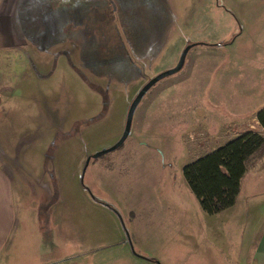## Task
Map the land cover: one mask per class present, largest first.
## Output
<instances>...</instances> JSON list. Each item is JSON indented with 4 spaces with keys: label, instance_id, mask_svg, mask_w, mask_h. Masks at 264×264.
<instances>
[{
    "label": "rangeland",
    "instance_id": "1",
    "mask_svg": "<svg viewBox=\"0 0 264 264\" xmlns=\"http://www.w3.org/2000/svg\"><path fill=\"white\" fill-rule=\"evenodd\" d=\"M10 4L34 75L12 83L0 147L39 170L20 172L14 202L27 227L58 238L50 258L233 264L244 229L203 212L181 168L243 129L264 135V0H0ZM200 42L143 96L122 145L81 175L120 136L139 87ZM43 60L54 65L46 80L35 73ZM32 245L35 262L44 245Z\"/></svg>",
    "mask_w": 264,
    "mask_h": 264
},
{
    "label": "crops",
    "instance_id": "2",
    "mask_svg": "<svg viewBox=\"0 0 264 264\" xmlns=\"http://www.w3.org/2000/svg\"><path fill=\"white\" fill-rule=\"evenodd\" d=\"M49 11H51L50 7ZM13 13L11 4L9 7L3 6L2 9L0 6V114L5 111L7 98L11 95L12 83L17 79V76L22 75L30 78L34 75V72L27 68L28 66L32 68L31 55L26 49V42L18 25L12 19ZM24 18L26 16H18L19 21ZM56 27L58 28V25ZM55 44L56 47L47 52L49 61L56 58L54 53L59 52L60 44ZM49 66L43 60L39 71H35L41 78L40 80L50 77L54 65L50 70ZM43 104L44 102L41 101L40 108H43ZM247 130L250 129H243V131ZM243 131L236 133L233 137ZM18 156L14 151L0 147V264H76L75 260L70 259L76 255H72L73 257L63 256L61 259L59 256L50 258L49 252L60 248L58 238L52 234L50 235L52 238L48 237L45 230L38 231L35 228L27 227L29 223L25 219L26 212L16 208L14 187L19 188L20 172L28 173L32 178L35 176L37 179H41L40 174L36 172L39 170H34L36 175H33L30 171L34 168L22 159L20 161ZM255 161L258 164L250 172L246 171L244 174L250 180L246 181L242 191L239 190L235 203L216 213L219 216L227 215L228 220L234 221V228L242 227L244 229L241 235L240 232H236L239 245L235 250L233 264H264V155ZM10 172H13L14 175L12 176ZM29 243L32 247L33 243L44 245L41 246L38 255L40 260L35 262L27 260L32 250ZM138 256L143 257L139 254Z\"/></svg>",
    "mask_w": 264,
    "mask_h": 264
},
{
    "label": "trees",
    "instance_id": "3",
    "mask_svg": "<svg viewBox=\"0 0 264 264\" xmlns=\"http://www.w3.org/2000/svg\"><path fill=\"white\" fill-rule=\"evenodd\" d=\"M256 118L264 128V108L256 113ZM262 155L264 135L247 130L184 164L181 173L201 210L212 215L235 203L242 176L249 164ZM93 200L96 201L94 197Z\"/></svg>",
    "mask_w": 264,
    "mask_h": 264
},
{
    "label": "water",
    "instance_id": "4",
    "mask_svg": "<svg viewBox=\"0 0 264 264\" xmlns=\"http://www.w3.org/2000/svg\"><path fill=\"white\" fill-rule=\"evenodd\" d=\"M195 43H188L186 44L183 49L181 50L178 60L176 62V64L173 67L164 69L160 72H158L157 74H155L154 76H152L151 78H149L146 82H144L139 89L136 91V93L134 94V96L132 97V99L129 101L126 111H125V116H124V122H123V129L121 131L120 136L118 137V139L111 144L108 147H103L97 151H95L94 153H92L90 156H88L86 158L85 161V165L82 169V173L85 169V166L88 163L89 158H97L100 155L106 154L108 152H111L115 149H117L118 147H120L122 145V143L126 140V138L129 136L130 134V128H131V123H132V119H133V115L135 112V109L137 108L139 102L141 101V99L143 98V96L147 93V91L158 81H160L161 79L173 75L176 72H178L184 64L185 58H186V54L188 52V50L194 46ZM114 211V210H113ZM118 219L120 220L121 225H123L122 220L119 216V214L117 213ZM127 236V241L129 242L128 239V235L126 233ZM130 243V242H129Z\"/></svg>",
    "mask_w": 264,
    "mask_h": 264
}]
</instances>
